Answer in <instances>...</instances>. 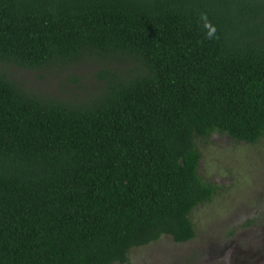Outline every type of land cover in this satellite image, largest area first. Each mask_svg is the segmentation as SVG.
Listing matches in <instances>:
<instances>
[{
  "label": "trees",
  "instance_id": "trees-1",
  "mask_svg": "<svg viewBox=\"0 0 264 264\" xmlns=\"http://www.w3.org/2000/svg\"><path fill=\"white\" fill-rule=\"evenodd\" d=\"M84 64L59 92L14 77ZM215 135L264 136V0H0V264L192 240Z\"/></svg>",
  "mask_w": 264,
  "mask_h": 264
},
{
  "label": "rangeland",
  "instance_id": "rangeland-1",
  "mask_svg": "<svg viewBox=\"0 0 264 264\" xmlns=\"http://www.w3.org/2000/svg\"><path fill=\"white\" fill-rule=\"evenodd\" d=\"M93 69L84 64L52 75L14 69V77L27 86L59 92L60 80L73 73L86 75L85 84H93ZM70 88L63 91L66 97L74 92V84ZM197 145L199 175L213 183L216 192L190 215L195 237L175 243L170 236H162L131 249L123 264H264V136L247 144L215 135Z\"/></svg>",
  "mask_w": 264,
  "mask_h": 264
}]
</instances>
